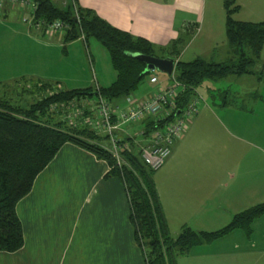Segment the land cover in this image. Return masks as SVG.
Returning <instances> with one entry per match:
<instances>
[{
  "label": "crops",
  "instance_id": "crops-1",
  "mask_svg": "<svg viewBox=\"0 0 264 264\" xmlns=\"http://www.w3.org/2000/svg\"><path fill=\"white\" fill-rule=\"evenodd\" d=\"M235 2L241 7L236 15L244 14L238 21L258 23L262 19V0ZM78 4L93 10L113 27L148 40L155 51L163 53L157 54L161 58L174 56L171 47L175 44L174 51L179 55L174 59L182 60L189 50L185 45L191 43L189 34L196 33L194 42L204 32L201 15L206 11V0H78ZM28 38L35 42L29 41V45L39 47L42 52L58 47L29 35ZM79 42L82 40L69 43L68 48ZM196 50L195 55L201 58L202 50L200 47ZM34 60L33 64H40ZM11 66L0 67V81L10 83L12 77L45 76L33 66L12 75ZM116 104L124 107L125 101ZM232 109V106L202 104L185 135L174 144L170 158L154 174L169 232L175 238L183 226L194 230V227L225 225L234 215L264 201V198L258 200L264 195L261 172L256 173V181L250 184L251 191L239 187L231 193L221 187L219 168L222 155L227 160L230 154L226 139L232 138L227 125L234 120L228 112ZM134 129L139 130V126ZM109 171V164L90 151L72 143L62 146L37 176L31 192L17 204L24 246L15 253L0 252V264H75L76 256L71 251L75 250L77 237L83 242L80 259L84 264H87L86 255L88 261L93 257L96 263L108 264L109 258L125 256V247L133 244L137 250L129 263L146 264L134 238L126 187L120 178H105ZM252 228L251 237L234 231L212 244L195 247L180 257L178 264H264V215Z\"/></svg>",
  "mask_w": 264,
  "mask_h": 264
},
{
  "label": "trees",
  "instance_id": "trees-1",
  "mask_svg": "<svg viewBox=\"0 0 264 264\" xmlns=\"http://www.w3.org/2000/svg\"><path fill=\"white\" fill-rule=\"evenodd\" d=\"M31 1L37 7L35 21L52 23L60 20L68 25L62 33L64 45L80 40L82 36L85 43L90 39L97 40L108 51L117 77L108 87L59 89L57 93L44 91L53 87L48 81L23 77L14 81L15 86L21 87L18 93L10 94L34 98L26 107L12 101L8 92H0V252L15 253L24 246L17 204L31 192L37 176L67 143L78 145L106 161L110 171L105 178L117 177L123 181L130 202L134 238L146 264H178L179 258L188 255L193 248L212 244L236 230H243L251 237L253 223L264 215V202L234 215L229 224L217 231H195L183 226L180 234L173 237L154 180L155 172L143 163L140 152L134 147L132 153L125 155L127 165L120 168L102 147L106 137L94 134L86 125L73 128L50 111L51 105L73 100L80 104L95 99L96 94L111 103L120 102L133 95L150 75L144 73L146 64L131 54L159 56L148 40L113 27L93 10L80 7L78 0H67L65 5L54 0ZM224 8L227 43L236 59L222 63L203 58L191 62L178 60L175 79L182 87L176 99L178 110L189 105L205 80L218 81L231 75H255L264 80V66L258 71L253 69L260 63L264 49V21L235 20L234 15L241 10L235 0H224ZM14 10L20 16L22 10ZM14 10L5 5L0 10V18H7L8 12ZM171 48L174 56L169 57L177 58L179 52L174 51L175 44ZM10 85L7 83L3 87ZM164 122L156 124L152 119L147 120V133L163 127Z\"/></svg>",
  "mask_w": 264,
  "mask_h": 264
},
{
  "label": "rangeland",
  "instance_id": "rangeland-1",
  "mask_svg": "<svg viewBox=\"0 0 264 264\" xmlns=\"http://www.w3.org/2000/svg\"><path fill=\"white\" fill-rule=\"evenodd\" d=\"M57 3L59 2L57 1ZM261 3H264V0ZM206 4V11L204 9L201 15L202 23L204 20L203 36L193 42L196 33L189 34L192 37H190L188 42L191 43H188L189 45H185L184 47H187L186 50H189L181 59L183 62H191L199 58L200 55H195L197 53L194 52H197L196 49L200 47V50L203 52L201 58L208 61L222 63L234 60L235 56L232 52L230 53L231 48L227 43L224 0H206ZM243 16L244 14H239V16L235 14L234 19L238 20L237 18ZM260 18L262 19L259 22H263L264 13ZM200 25L202 24L200 23ZM28 35L44 42H51L53 45L57 44L58 47L51 48L47 52H42L39 47L36 49L29 45V41L31 42L32 40H29ZM61 36L62 33L51 37L49 35L42 36L40 32H30L14 10L11 14L7 15V18H0V67H7L8 64L12 65L10 70L11 74L14 75L23 72L24 68L30 69L33 66L34 69L45 74L44 77L40 75V80H50L48 82L54 88L65 91L88 87L96 88L99 85L105 87L109 86L116 79L117 72L112 67L109 53L97 40L90 39L88 43L82 41L68 48L69 43L64 45L63 41H60ZM205 37H210V40H206ZM202 39H205V43ZM203 46L205 48L206 46L211 47L210 49H207L208 47L203 49ZM160 52L158 51L156 54H161L162 52ZM32 60L38 61L40 64L35 65L31 62ZM263 66L264 52L260 63L253 69L258 71ZM154 74L158 77L162 86L171 84L169 75L159 71H156ZM15 78L18 79L20 77H12V80H9L11 81L9 84L11 85L8 87H3L7 83L0 81L3 83H0V92H8L9 94L18 93L17 91L21 87L15 86L13 81ZM30 79L32 81L38 80L34 76L30 77ZM27 85L26 88L29 89V85ZM157 87L158 85H151L150 75H148L134 95L139 98H146ZM48 90H51V86L44 91ZM197 94L203 99L198 113L201 110L202 104L210 107L232 106L233 111L228 112L232 113L234 120L232 119L233 123H227L232 133V138L226 139L230 154H227V160L225 155L221 157L219 176L222 179L220 180V184L223 189L230 190L231 193L239 187H245L247 191H251L250 184H253L254 180L256 181V173L261 172L264 174V80L259 81L258 76L251 75H231L218 81L205 80L198 88ZM13 95L14 98H12ZM13 95L10 94L8 97L25 107L34 100V98L30 99L27 96L21 98L20 96L16 97L15 94ZM226 103L228 104L227 106H225ZM219 114L221 115L222 113ZM263 198L264 195L259 197L258 200H262ZM230 221L225 225L216 224L205 229L203 226L194 227V230L213 232L225 227ZM236 231H238L237 233L246 235L243 230ZM134 245L133 247H125V256L122 258H109L108 264H121L124 261V264H130L129 260L130 258L134 259V251L135 249L137 250ZM82 246L83 242H79L77 237L75 250L72 249L71 251L76 256L75 264H84L83 260L80 259L82 257V253H80ZM88 257L87 255L85 257L87 264H99V262L96 263V259L93 257H91V261H88Z\"/></svg>",
  "mask_w": 264,
  "mask_h": 264
},
{
  "label": "built area",
  "instance_id": "built-area-1",
  "mask_svg": "<svg viewBox=\"0 0 264 264\" xmlns=\"http://www.w3.org/2000/svg\"><path fill=\"white\" fill-rule=\"evenodd\" d=\"M54 1L63 5L67 3V0ZM7 4L13 10L17 8L22 10L19 17L30 32H40L44 36L53 37L68 29V25L60 20L52 23L44 20L35 21L37 7L31 0H0V10ZM80 39L85 41L84 36ZM156 71L149 72L151 85H158L156 91L146 98H139L134 94L128 96L124 99V107L96 94L95 99L80 104L73 100L67 104L51 105L50 111L73 128L86 125L94 134L106 137L102 147L108 151L118 167L127 165L125 155L132 153L135 147L140 152L143 163L156 172L170 158L174 144L187 131L203 100L197 94L185 109L178 110L176 99L182 87L175 79L176 66L170 76L171 84L168 86L161 85L154 74ZM48 91L46 93H57L59 89L53 86ZM177 110L181 111L179 115L175 114ZM172 116H174L172 120L166 121ZM149 119L154 120L156 124L166 122L163 127L147 133L145 122ZM135 126H139V130L134 129Z\"/></svg>",
  "mask_w": 264,
  "mask_h": 264
},
{
  "label": "water",
  "instance_id": "water-1",
  "mask_svg": "<svg viewBox=\"0 0 264 264\" xmlns=\"http://www.w3.org/2000/svg\"><path fill=\"white\" fill-rule=\"evenodd\" d=\"M134 59L140 60L146 64L145 74H148L150 71L157 70L161 73L171 76L174 68L176 66V61L174 58H159L153 56H146L140 53L131 54ZM181 111H178L179 115Z\"/></svg>",
  "mask_w": 264,
  "mask_h": 264
}]
</instances>
